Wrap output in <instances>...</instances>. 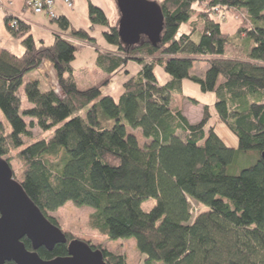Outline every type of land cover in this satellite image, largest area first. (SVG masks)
<instances>
[{"label": "trees", "instance_id": "1", "mask_svg": "<svg viewBox=\"0 0 264 264\" xmlns=\"http://www.w3.org/2000/svg\"><path fill=\"white\" fill-rule=\"evenodd\" d=\"M159 4L164 20L156 44L144 35L136 44L121 42L119 16L110 23L103 8L90 1L87 28L73 26L65 15L50 18L59 30L86 43H94L95 25L104 26L105 41L115 46L95 47V65L105 75L84 88L75 80L72 39L54 32L52 44L36 43L26 22L15 17L14 28L9 24L14 16L5 15L7 29L21 38L24 49L0 50V156L10 164L9 152L18 149L21 177L14 171L13 176L52 223L59 226L48 212L66 201L89 205V225L110 238L133 237L144 264H264V0ZM215 7L243 9L249 23L240 19L234 34L226 32L212 14ZM183 22L190 25L177 35ZM239 37L241 50L228 52ZM46 59L58 90L41 88L36 78L23 80ZM130 59L140 69L123 81L118 98L101 95V85ZM196 59L207 64L202 76L190 72ZM155 62L170 75L164 84L156 79ZM184 78L215 91V111L236 135L237 148L208 124L207 104L196 122L170 107L171 92L182 91ZM34 125L53 130L36 151L24 146ZM132 129L140 130L142 144ZM250 149L259 153L256 161L228 173L237 152ZM147 198L155 202L144 210ZM190 201L203 208L193 215ZM64 233L65 242L38 247L39 256L66 255L74 236ZM22 241L32 249L28 238ZM91 245L101 248L105 264H127L122 253Z\"/></svg>", "mask_w": 264, "mask_h": 264}, {"label": "rangeland", "instance_id": "2", "mask_svg": "<svg viewBox=\"0 0 264 264\" xmlns=\"http://www.w3.org/2000/svg\"><path fill=\"white\" fill-rule=\"evenodd\" d=\"M114 1V0H113ZM160 2L161 0H156ZM114 7L117 8V5ZM118 9V8H117ZM117 9L112 7L111 10H107V17L110 23L116 21L115 17L117 14ZM216 11L213 9L212 14L215 19H219L218 16L215 14ZM225 19L221 20V28L234 34L237 27L239 26L241 20H245L249 23V19L246 15V12L243 9L236 10L233 8L226 9L224 11ZM195 18V15L193 16ZM118 22V21H117ZM189 22H183L177 32V35L182 32L186 31L189 27ZM102 27H98L92 31V35L94 36V43H78L83 45H77L76 56L72 61V64L75 68L76 76L84 77L85 74L90 72V76L92 77L93 82H98L97 73L99 70L98 67L94 63V58L96 56L95 47L101 48L104 47L103 44L106 42L103 35H102ZM195 37V36H194ZM243 42L242 39L235 38L232 43L228 46V52H232L234 49L241 50L240 43ZM239 45V46H238ZM92 46V47H91ZM158 56V54H156ZM206 62L203 59H196L193 61V65L191 67L190 72L195 73L197 75H203L206 69ZM140 69V64L130 59L128 60L117 72H115L111 77L110 80L106 83L101 85V95H111L115 99L118 98L119 94L122 91V83L126 79V75H133L136 74L137 71ZM88 70V71H87ZM127 71V73H126ZM153 71L156 76L158 83L164 84L166 81L170 79V75L163 69V67L155 62L153 65ZM30 73L26 74L23 78L24 82L31 79ZM97 76V77H96ZM222 76H219L218 81L222 80ZM102 79V78H101ZM80 82V80H79ZM91 83V84H92ZM193 99L195 101H193ZM216 99L215 91H203L200 89L199 85L188 79L184 78L182 80V91H172L170 95V107L173 109H180L183 113H185L187 119L191 122L198 121L202 116L203 106L207 104L209 107V111L211 113L210 119L208 120V124L213 126L214 130L218 134V136L230 147L237 148V137L236 135L229 129V127L221 120L218 116L217 112L214 108V101ZM200 101V103H198ZM23 106L28 105L25 98L22 102ZM28 120V117H25ZM131 130V129H130ZM32 135L30 137L24 138V146H30L35 151L38 149L39 144L43 141H46L52 134V129L49 130H42L38 126L34 125L31 127ZM135 135L137 136L139 143L141 144L144 142V138H142L141 132L138 129H132ZM18 149H12L9 152L10 156V164L13 168V171L16 177L19 179L21 177L22 171V162L19 158L16 157ZM259 153L255 149H250L247 151H238L235 155L232 162L227 165V172L230 174H237L242 168L252 164L258 158ZM155 200L154 198H147L141 203V207L144 210H148L153 204ZM196 207V211L198 209H202L203 206L194 203ZM93 211V208L89 205H81L77 206L72 201H66L63 205L58 207L54 211H49L48 214L52 215L62 229V231L71 234L74 237L83 239L88 241L90 244L94 245H101L115 253H122L125 256V260L127 264H144L145 255L140 253L135 246V241L133 237H117V238H110L107 235L100 233L98 230L92 228L89 225L88 219L90 213ZM195 211V212H196ZM195 213H193L194 215ZM153 264H161L158 261H155Z\"/></svg>", "mask_w": 264, "mask_h": 264}, {"label": "water", "instance_id": "3", "mask_svg": "<svg viewBox=\"0 0 264 264\" xmlns=\"http://www.w3.org/2000/svg\"><path fill=\"white\" fill-rule=\"evenodd\" d=\"M119 19L118 36L121 42L136 44L142 35L151 43L160 39L164 16L156 0H115ZM264 159V149L260 152ZM30 240L32 249L22 241ZM62 229L52 223L27 195L13 176L7 160L0 156V264L12 260L15 264H105L101 248L73 237L67 243V254L44 259L36 249H52L55 243L65 242Z\"/></svg>", "mask_w": 264, "mask_h": 264}, {"label": "crops", "instance_id": "4", "mask_svg": "<svg viewBox=\"0 0 264 264\" xmlns=\"http://www.w3.org/2000/svg\"><path fill=\"white\" fill-rule=\"evenodd\" d=\"M89 1L102 7L106 14L108 13L107 10H111L112 12V7L115 9L116 12L117 8L114 7L115 0L114 1L113 0H73V7L71 9L66 8L61 0H55L54 8L57 14L65 15L70 20L73 26L76 27L80 26L87 28L90 25V20L88 18V10H87ZM5 15L15 16L20 20L26 22L30 27L29 32L32 34L36 43L43 42L44 44L47 45L52 44L54 40V32H60L67 38H70L74 42H76L77 45H83V44H78L81 42L84 43V41L68 36L67 31L59 30L56 23L51 22L50 19L46 17V15L41 13H34L26 5L25 0H4V1L0 0V50L2 48H6L15 53H21L24 49L21 43V38H16L12 36L9 30L7 29L4 19ZM118 16H119V11L117 9L115 20H117ZM99 26L103 28V26L101 25H95L94 30L98 29ZM103 46L104 47H101L100 49L102 50L115 49L114 45L109 44L107 42H105ZM94 63H95V58H94ZM98 69H99L97 70L98 73L96 74L98 77L97 76L96 77L98 80H101V78L105 75V73L100 68ZM29 73L31 75L30 76L31 79L36 78L39 80L41 88L45 89L48 87H52L55 90H58L56 73L52 63L49 60L47 59L43 60L36 70L31 71ZM88 73L90 74V72ZM88 73L85 74L84 77L78 78L76 76L75 68H74L75 80L78 87L84 88L93 82L94 79H92V77ZM126 76L128 77L130 75H126ZM198 103H200V101H198ZM183 114L185 115V113Z\"/></svg>", "mask_w": 264, "mask_h": 264}, {"label": "built area", "instance_id": "5", "mask_svg": "<svg viewBox=\"0 0 264 264\" xmlns=\"http://www.w3.org/2000/svg\"><path fill=\"white\" fill-rule=\"evenodd\" d=\"M4 1V0H3ZM64 6L68 9H71L73 7V0H61ZM26 5L34 12V13H41L46 15V17L54 18L57 16V13L55 11V0H25ZM216 11V15L218 16L219 20L225 19V13L224 11H219L216 7L213 8ZM16 18H14L10 21V25L12 27H16ZM191 204V213H195L196 207L194 205V202L190 201Z\"/></svg>", "mask_w": 264, "mask_h": 264}]
</instances>
